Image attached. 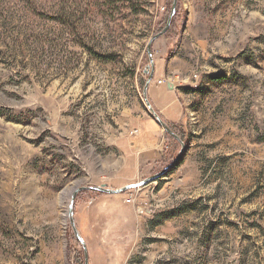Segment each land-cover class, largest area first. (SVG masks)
<instances>
[{"label": "rangeland", "instance_id": "obj_1", "mask_svg": "<svg viewBox=\"0 0 264 264\" xmlns=\"http://www.w3.org/2000/svg\"><path fill=\"white\" fill-rule=\"evenodd\" d=\"M173 3L0 0V264H85L72 195L125 187L120 120L152 116L147 46ZM164 51L182 157L139 189L77 195L89 264H264V0H178L154 64ZM163 132V160L128 185L176 160Z\"/></svg>", "mask_w": 264, "mask_h": 264}, {"label": "crops", "instance_id": "obj_2", "mask_svg": "<svg viewBox=\"0 0 264 264\" xmlns=\"http://www.w3.org/2000/svg\"><path fill=\"white\" fill-rule=\"evenodd\" d=\"M167 52L155 55L154 82L148 91V98L157 114L169 126L183 123V110L180 103V86L173 84L159 85L160 80H167L171 73L165 63ZM120 123L123 134L118 139L121 153L117 176L122 178L121 186H126L140 176L151 173L155 166L163 160V155L168 151L169 140L165 137L163 128L153 118L145 114L135 115L134 112L124 111ZM137 130V133H135Z\"/></svg>", "mask_w": 264, "mask_h": 264}, {"label": "water", "instance_id": "obj_3", "mask_svg": "<svg viewBox=\"0 0 264 264\" xmlns=\"http://www.w3.org/2000/svg\"><path fill=\"white\" fill-rule=\"evenodd\" d=\"M177 3H178V0H174L173 6H172V11H171L170 17L168 19L167 25L164 28V30L162 32H160L159 34L155 35L148 43L147 53H148V56L150 59L151 70L145 71V74L148 75V79H147L145 86H144V89H143V96H144V100L146 102V105H147L150 113L152 114V116L161 125V127L163 128V130L166 133H168L171 137H173L175 140H177L180 143L182 150L179 153V155L177 156L176 160L173 161L170 166H168L162 172L144 180L143 182L127 185V186H125L121 189H118V190L109 189L107 187V185H101L99 187H81V188H77L74 191L72 198H71V201H70V204H69L68 214H69V219H70V223H71V226L73 228L74 234H75L76 238L78 239V241L83 246L84 255H85V264H89L87 246H86L85 242L83 241L82 237L80 236V234L76 228L75 221H74V205H75V200H76L77 195L81 192H84V191H93V192H99V193H104V194L120 195V194H125L126 192L131 191V190L139 189L141 187L147 186L148 184L163 178L167 173H169L178 164L180 158L182 157V153H183V150L185 148L184 142L176 135L175 132L172 131L170 126L167 123H165L162 120V118L157 114V112L154 110V108L151 105L149 98H148V91H149L150 86L154 82V73H155V64H154V59L152 56V46L156 40H158L160 37H162L164 34H166L169 31L171 24H172V21H173V18L175 17V14H176Z\"/></svg>", "mask_w": 264, "mask_h": 264}, {"label": "trees", "instance_id": "obj_4", "mask_svg": "<svg viewBox=\"0 0 264 264\" xmlns=\"http://www.w3.org/2000/svg\"><path fill=\"white\" fill-rule=\"evenodd\" d=\"M90 54L95 57L97 60L103 62V63H108V62H113L116 60L118 57L117 55L111 53V54H100L95 49L92 48H86ZM213 79H218V78H213ZM171 128H175V126H171Z\"/></svg>", "mask_w": 264, "mask_h": 264}, {"label": "built area", "instance_id": "obj_5", "mask_svg": "<svg viewBox=\"0 0 264 264\" xmlns=\"http://www.w3.org/2000/svg\"><path fill=\"white\" fill-rule=\"evenodd\" d=\"M168 83H169L170 86H173V83L171 81H169V80H160L158 82L159 85L168 84ZM135 133H137V131H135Z\"/></svg>", "mask_w": 264, "mask_h": 264}]
</instances>
